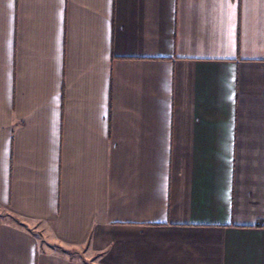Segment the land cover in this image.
<instances>
[{"label":"crops","instance_id":"1","mask_svg":"<svg viewBox=\"0 0 264 264\" xmlns=\"http://www.w3.org/2000/svg\"><path fill=\"white\" fill-rule=\"evenodd\" d=\"M0 264H264V0H0Z\"/></svg>","mask_w":264,"mask_h":264},{"label":"rangeland","instance_id":"2","mask_svg":"<svg viewBox=\"0 0 264 264\" xmlns=\"http://www.w3.org/2000/svg\"><path fill=\"white\" fill-rule=\"evenodd\" d=\"M43 245H44V244H43ZM79 252H80V251H79ZM79 252H78V253H79Z\"/></svg>","mask_w":264,"mask_h":264}]
</instances>
